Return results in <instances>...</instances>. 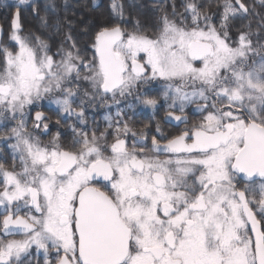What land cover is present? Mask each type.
<instances>
[{"label":"snow or ice","instance_id":"1","mask_svg":"<svg viewBox=\"0 0 264 264\" xmlns=\"http://www.w3.org/2000/svg\"><path fill=\"white\" fill-rule=\"evenodd\" d=\"M52 7L16 0L0 24V264H264V0H171L151 20L109 0L81 30L90 59L67 17L53 51ZM109 97L128 103L89 127ZM136 106L165 109L154 133Z\"/></svg>","mask_w":264,"mask_h":264},{"label":"flooded vegetation","instance_id":"2","mask_svg":"<svg viewBox=\"0 0 264 264\" xmlns=\"http://www.w3.org/2000/svg\"><path fill=\"white\" fill-rule=\"evenodd\" d=\"M73 3L77 2H83L88 4V8L92 10H97L101 14V20L102 23L106 22L108 20V11H107V5L106 0H101L100 4L96 8L91 7V0H70ZM109 2V0H107ZM178 10H179V5L181 3V0H175ZM16 3V0H0V12L3 10V7L5 8L6 12V17L11 14L12 11H14V5ZM39 3L41 7H43L45 4H48L52 7V10L49 12V22L52 25L59 24L61 26L60 33L56 34L54 28H50L45 30V34H52L53 35V40L51 41L53 51L56 50V47L59 44V41L63 38V33L66 31V28L63 27L64 22H65V17L71 20H79L80 15L83 14V11L85 10V7L81 6H69L68 5V0H39ZM55 3H59L60 5H56ZM126 3H135L138 5V8L134 9H129V11L133 12V15H140L141 18H147L148 20H151L154 18V13L152 11L153 7L156 4H164L167 3L169 5L168 11H171V0H127ZM67 6V7H66ZM87 8V6H86ZM87 18V16H84ZM23 18L25 20V26L26 28H36L38 26V21L34 19L31 15V10L30 8L23 11ZM101 23V24H102ZM1 24V23H0ZM77 24V23H76ZM76 27V25H75ZM80 34V31L77 32ZM75 34V31L73 30V35ZM78 45L81 47V49L85 50L82 52V54L86 55L87 58H91L92 55V49L90 47V38L86 37L85 39H77ZM146 88H151L153 89L152 94L153 95H158L162 89H163V82L159 84H151V85H144ZM129 101H131V98H129ZM43 103L47 104V101H43ZM128 101L122 102L119 105H115L111 98L109 97L106 101H97L95 105H89L86 110V114L89 120V127H94L96 124H99L100 129L103 130L106 121H105V116L106 115H115L117 107H125ZM161 104H163V100H161ZM194 107V106H193ZM189 113V124L197 121L199 119L198 114H196L194 111L191 109L188 110ZM165 114V109L163 107L160 108L158 111L155 119L152 118L151 111H141L139 106H136L135 108V116L133 117V109H128L127 115L129 117H133V119L130 121L132 123L133 127L136 130H139L140 128H143L146 124H150L152 126V132H155V120L160 119L164 116ZM55 116H52V121L55 123ZM71 121H69L70 123ZM14 123V122H12ZM174 123V122H173ZM12 124H9V127H11ZM161 126L164 129V132L167 133H172L175 134L177 129L174 128L170 124H166L161 120ZM181 129L185 127V125L181 124L179 126ZM3 130L0 129V132ZM53 133H55L56 129H52ZM61 131L65 133V136L62 137L63 142H68L71 140V130L64 127L61 128ZM43 142H47L48 139H50L49 136H43L41 137ZM149 143H150V137H149ZM0 155H8L10 156V149H8V146L6 144L0 143ZM9 159V163H10ZM32 264H36V255L33 250V257H32ZM40 264H43V256L42 254L40 255Z\"/></svg>","mask_w":264,"mask_h":264},{"label":"trees","instance_id":"3","mask_svg":"<svg viewBox=\"0 0 264 264\" xmlns=\"http://www.w3.org/2000/svg\"><path fill=\"white\" fill-rule=\"evenodd\" d=\"M127 1V0H126ZM109 2L106 0V4H108ZM56 5H60L59 3H55ZM68 5L69 6H81L82 8L85 7V10L83 11V14L80 15V19L79 20H75L76 27L74 28L75 34L74 36L76 37V39H85L86 37L90 38L89 35H86L84 32H82L81 30L85 27L88 26L92 32L94 33V31L96 30V26L100 25L102 23L101 20V14L99 13V11H94L92 9L88 8V4L86 3H73L72 1L68 0ZM87 6V8H86ZM3 10L0 12V23L3 24L5 23V17H6V12H5V8L4 6ZM84 16H87V18H85ZM80 31V34H78L77 32Z\"/></svg>","mask_w":264,"mask_h":264},{"label":"water","instance_id":"4","mask_svg":"<svg viewBox=\"0 0 264 264\" xmlns=\"http://www.w3.org/2000/svg\"><path fill=\"white\" fill-rule=\"evenodd\" d=\"M100 2H101V0H96L95 6H93V2H92V0H91V7H92V8H96V7H98L99 4H100Z\"/></svg>","mask_w":264,"mask_h":264},{"label":"rangeland","instance_id":"5","mask_svg":"<svg viewBox=\"0 0 264 264\" xmlns=\"http://www.w3.org/2000/svg\"><path fill=\"white\" fill-rule=\"evenodd\" d=\"M3 1V0H2ZM94 11H97V10H94Z\"/></svg>","mask_w":264,"mask_h":264}]
</instances>
